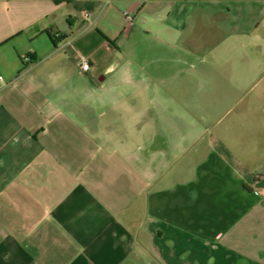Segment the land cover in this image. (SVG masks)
Wrapping results in <instances>:
<instances>
[{"label": "crops", "instance_id": "0c3cea01", "mask_svg": "<svg viewBox=\"0 0 264 264\" xmlns=\"http://www.w3.org/2000/svg\"><path fill=\"white\" fill-rule=\"evenodd\" d=\"M231 13L264 43V0H0V264H264V153L132 49Z\"/></svg>", "mask_w": 264, "mask_h": 264}, {"label": "rangeland", "instance_id": "374dc122", "mask_svg": "<svg viewBox=\"0 0 264 264\" xmlns=\"http://www.w3.org/2000/svg\"><path fill=\"white\" fill-rule=\"evenodd\" d=\"M237 22L247 26L252 15L231 13L218 14L212 20L203 18V26L186 33L184 45L163 42L138 25L139 31L134 30L131 37H138L140 44L132 49L140 58L153 60L146 61V65L160 66L166 86L207 85L209 91L199 103L204 107L202 114L216 122L211 128H232L239 122L241 131L244 128L252 139V153H264V43H257L249 34L241 35ZM237 57L241 62H236ZM181 69H207L214 74L201 80Z\"/></svg>", "mask_w": 264, "mask_h": 264}, {"label": "built area", "instance_id": "2783aa9c", "mask_svg": "<svg viewBox=\"0 0 264 264\" xmlns=\"http://www.w3.org/2000/svg\"><path fill=\"white\" fill-rule=\"evenodd\" d=\"M69 43H71V41H69ZM26 60L27 61H31L32 60V58L30 57V56H28V57H26ZM79 64H80V67L82 68V70H84V71H88L90 68H91V62L89 61V59H87L86 57H80L79 58ZM0 78H2V77H0ZM257 194H258V192L257 191H255Z\"/></svg>", "mask_w": 264, "mask_h": 264}]
</instances>
